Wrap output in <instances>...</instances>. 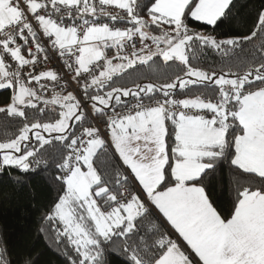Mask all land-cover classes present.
I'll return each instance as SVG.
<instances>
[{"label": "snow or ice", "instance_id": "snow-or-ice-1", "mask_svg": "<svg viewBox=\"0 0 264 264\" xmlns=\"http://www.w3.org/2000/svg\"><path fill=\"white\" fill-rule=\"evenodd\" d=\"M236 8L0 0V176L54 188L37 232L61 264H264V4L220 38ZM208 49L224 66L190 63ZM0 264L38 254L17 259L0 233Z\"/></svg>", "mask_w": 264, "mask_h": 264}, {"label": "trees", "instance_id": "trees-1", "mask_svg": "<svg viewBox=\"0 0 264 264\" xmlns=\"http://www.w3.org/2000/svg\"><path fill=\"white\" fill-rule=\"evenodd\" d=\"M264 4V0H237V8L233 17L226 20L217 30L220 38L247 32L252 24L254 10ZM190 27L207 34L210 26L201 25L190 21ZM256 44H259L257 40ZM256 48L250 45V52ZM199 59H192L190 63L194 66L207 69L215 66L219 69L224 63L219 55L208 49L205 53L198 54ZM160 60L161 58H156ZM227 60V58H224ZM132 71V70H129ZM146 77L143 82H159L160 69L154 66L151 70L143 67ZM127 76V73H125ZM130 84V81H129ZM131 86V85H130ZM9 95L0 93V106L9 103ZM2 116V114H0ZM3 129H0L2 132ZM15 132L13 127L8 134ZM4 137L0 135V139ZM220 178H209V185H215L214 195L222 207H229L231 199L230 192H223L219 186ZM56 196V191L41 175H33L23 186L14 184L7 176H0V233L7 239L14 256L19 259L26 254H38V264H61V259L47 247L44 239L37 232L41 210L45 208ZM113 264L119 261L113 258Z\"/></svg>", "mask_w": 264, "mask_h": 264}, {"label": "built area", "instance_id": "built-area-1", "mask_svg": "<svg viewBox=\"0 0 264 264\" xmlns=\"http://www.w3.org/2000/svg\"><path fill=\"white\" fill-rule=\"evenodd\" d=\"M50 56H51V62L47 65V67L55 70H60L61 69V59L54 53L50 51ZM63 75L64 73L61 72ZM51 93H49V96Z\"/></svg>", "mask_w": 264, "mask_h": 264}, {"label": "crops", "instance_id": "crops-1", "mask_svg": "<svg viewBox=\"0 0 264 264\" xmlns=\"http://www.w3.org/2000/svg\"><path fill=\"white\" fill-rule=\"evenodd\" d=\"M147 43L151 44V41H148ZM154 47H155V46L153 45V49H154Z\"/></svg>", "mask_w": 264, "mask_h": 264}, {"label": "rangeland", "instance_id": "rangeland-1", "mask_svg": "<svg viewBox=\"0 0 264 264\" xmlns=\"http://www.w3.org/2000/svg\"><path fill=\"white\" fill-rule=\"evenodd\" d=\"M114 63H115V61H114Z\"/></svg>", "mask_w": 264, "mask_h": 264}]
</instances>
